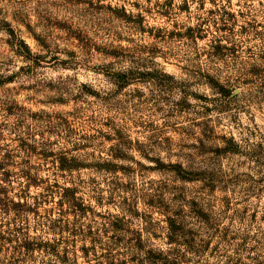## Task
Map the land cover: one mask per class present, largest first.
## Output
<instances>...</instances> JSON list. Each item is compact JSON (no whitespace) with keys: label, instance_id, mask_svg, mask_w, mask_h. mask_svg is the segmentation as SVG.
I'll use <instances>...</instances> for the list:
<instances>
[{"label":"clouds","instance_id":"clouds-1","mask_svg":"<svg viewBox=\"0 0 264 264\" xmlns=\"http://www.w3.org/2000/svg\"><path fill=\"white\" fill-rule=\"evenodd\" d=\"M0 264H264V0H0Z\"/></svg>","mask_w":264,"mask_h":264}]
</instances>
